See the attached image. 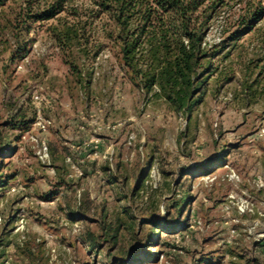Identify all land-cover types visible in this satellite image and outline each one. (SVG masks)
I'll use <instances>...</instances> for the list:
<instances>
[{"label":"rangeland","instance_id":"rangeland-1","mask_svg":"<svg viewBox=\"0 0 264 264\" xmlns=\"http://www.w3.org/2000/svg\"><path fill=\"white\" fill-rule=\"evenodd\" d=\"M100 1L0 5V264H264V14L211 20L188 110Z\"/></svg>","mask_w":264,"mask_h":264},{"label":"trees","instance_id":"trees-1","mask_svg":"<svg viewBox=\"0 0 264 264\" xmlns=\"http://www.w3.org/2000/svg\"><path fill=\"white\" fill-rule=\"evenodd\" d=\"M5 0H0V5ZM230 0H102L120 28L117 42L123 67L141 78L145 88L158 81L178 108L192 109L199 94H204L214 74L211 48L205 46L211 20ZM246 1L247 12L232 40L253 27L264 14V0ZM131 21L135 25L131 26ZM112 35V34H111ZM113 36V35H112ZM225 42V41H224ZM226 45L228 43H225ZM224 45V46H226ZM217 48V47H216ZM159 53L158 68L150 59L148 71L140 67L138 51ZM151 55V54H150ZM139 63V64H138ZM153 69V70H152ZM172 94H176L174 97Z\"/></svg>","mask_w":264,"mask_h":264},{"label":"crops","instance_id":"crops-1","mask_svg":"<svg viewBox=\"0 0 264 264\" xmlns=\"http://www.w3.org/2000/svg\"><path fill=\"white\" fill-rule=\"evenodd\" d=\"M110 145H111V146H114V145H116V146H117V145H118V142H116V141H113V142H111V143H110Z\"/></svg>","mask_w":264,"mask_h":264},{"label":"built area","instance_id":"built-area-1","mask_svg":"<svg viewBox=\"0 0 264 264\" xmlns=\"http://www.w3.org/2000/svg\"><path fill=\"white\" fill-rule=\"evenodd\" d=\"M42 126H43V128H46V123L43 122L42 123Z\"/></svg>","mask_w":264,"mask_h":264}]
</instances>
